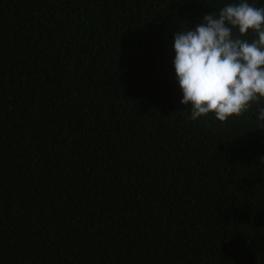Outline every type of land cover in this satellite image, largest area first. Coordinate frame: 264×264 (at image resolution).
I'll return each mask as SVG.
<instances>
[{"label":"trees","instance_id":"1","mask_svg":"<svg viewBox=\"0 0 264 264\" xmlns=\"http://www.w3.org/2000/svg\"><path fill=\"white\" fill-rule=\"evenodd\" d=\"M238 2L0 0V264H264V102L193 121L173 67Z\"/></svg>","mask_w":264,"mask_h":264},{"label":"clouds","instance_id":"2","mask_svg":"<svg viewBox=\"0 0 264 264\" xmlns=\"http://www.w3.org/2000/svg\"><path fill=\"white\" fill-rule=\"evenodd\" d=\"M250 31L255 39L246 38ZM172 51L180 103L191 106L193 121L211 113L225 122L264 102V6L226 4L176 32ZM258 119L264 121V107Z\"/></svg>","mask_w":264,"mask_h":264}]
</instances>
